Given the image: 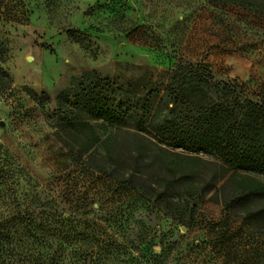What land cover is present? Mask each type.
Here are the masks:
<instances>
[{"label": "rangeland", "instance_id": "374dc122", "mask_svg": "<svg viewBox=\"0 0 264 264\" xmlns=\"http://www.w3.org/2000/svg\"><path fill=\"white\" fill-rule=\"evenodd\" d=\"M0 19L14 82L0 100V146L23 169V193L30 181L59 206L55 264H264V236L246 220L263 201L210 190L211 154L167 143L204 159L194 180L172 186L157 166L132 169L134 139L122 133L118 166L98 162L101 172L71 157L54 116L88 71L155 100L161 116L189 118L187 101L232 111L237 98L264 94V10L238 0H0ZM26 88L47 93L44 107ZM35 216L46 220L40 208Z\"/></svg>", "mask_w": 264, "mask_h": 264}, {"label": "trees", "instance_id": "16d2710c", "mask_svg": "<svg viewBox=\"0 0 264 264\" xmlns=\"http://www.w3.org/2000/svg\"><path fill=\"white\" fill-rule=\"evenodd\" d=\"M238 1L264 10V2ZM1 22L0 19V100L14 83L3 67L9 49L1 35ZM69 33L74 36V32ZM199 70L211 77L209 67L198 65L196 71ZM26 89L44 107L49 99L47 93L39 95ZM228 89L232 87L226 85ZM233 103L231 111L210 102L187 101L196 111L189 118L161 116L155 100L134 89L133 94L123 91L109 78L88 71L74 79L69 94L59 96L55 129L71 157L86 159L89 167L101 172L105 167L98 162L118 166L117 140L120 134H127L136 147L130 154L132 169L142 176L148 163L152 168L157 166L172 186L194 180L204 167V159L198 153L167 149V143L211 154L214 174L209 189L221 185L238 204L262 200V206L249 211L246 220L264 236V94H255L243 102L237 98ZM237 106L244 112L236 113ZM22 176L23 169L0 146V264H55L51 225L59 206L51 196L35 195L30 181L27 184L31 194H24L26 180ZM196 201L197 204L199 198ZM38 208L46 216L40 223L35 216Z\"/></svg>", "mask_w": 264, "mask_h": 264}]
</instances>
